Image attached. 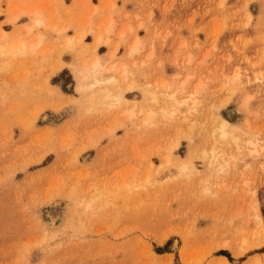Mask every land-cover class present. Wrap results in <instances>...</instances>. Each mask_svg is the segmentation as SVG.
Here are the masks:
<instances>
[{"label":"rangeland","instance_id":"374dc122","mask_svg":"<svg viewBox=\"0 0 264 264\" xmlns=\"http://www.w3.org/2000/svg\"><path fill=\"white\" fill-rule=\"evenodd\" d=\"M38 8L0 0V264H264V0Z\"/></svg>","mask_w":264,"mask_h":264},{"label":"bare ground","instance_id":"6f19581e","mask_svg":"<svg viewBox=\"0 0 264 264\" xmlns=\"http://www.w3.org/2000/svg\"><path fill=\"white\" fill-rule=\"evenodd\" d=\"M34 12V11H33ZM32 12V13H33ZM36 14H34V17H33V19H32V21H31V23H29L30 25H25V27L23 26V29H22V31H21V35L22 36H29L32 32H33V29H36V28H39V27H41V26H43V22H42V20L39 18L40 17V15L38 14V12H35ZM13 16V15H12ZM16 16V15H15ZM15 16H13V17H15ZM11 18V17H10ZM9 18V23H12V21H15L16 19H10ZM17 18V17H16ZM6 22H8V21H6ZM3 32H1V35L3 36H5V35H7V34H5V33H3ZM1 36V37H2ZM14 36V35H13ZM9 37H11L10 35H9ZM79 37L81 38L82 36H80V34H79ZM3 38H5V37H3ZM44 35L42 34V33H37L35 36H33L32 37V39H31V42L29 43V44H42V42H43V40H44ZM13 40V39H12ZM99 39L97 38L96 40H95V42H96V44H98V41ZM96 82H98L97 80L94 82V83H96ZM46 118V117H45ZM220 122H221V133H222V135L223 136H226V132H225V128H226V126L227 125H229L228 124V122L227 121H225V120H220ZM219 169H221V167L219 168ZM258 208V207H257ZM257 210V209H256ZM256 219H257V222L262 226V227H264V225H263V223H262V219H261V216H260V214L259 213H257L256 214ZM51 220H53L52 218H51ZM173 247H175V244H173Z\"/></svg>","mask_w":264,"mask_h":264},{"label":"crops","instance_id":"0c3cea01","mask_svg":"<svg viewBox=\"0 0 264 264\" xmlns=\"http://www.w3.org/2000/svg\"><path fill=\"white\" fill-rule=\"evenodd\" d=\"M38 5H39V8H38V14L41 15V11H40L41 0H38ZM28 25H30V24H28ZM22 29H23V27L20 28L19 30H17L16 32H21ZM4 32H5V33L10 32V28L8 27L7 29L4 30ZM39 32H40V31H39ZM32 33H33V32H32Z\"/></svg>","mask_w":264,"mask_h":264}]
</instances>
